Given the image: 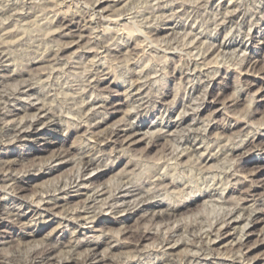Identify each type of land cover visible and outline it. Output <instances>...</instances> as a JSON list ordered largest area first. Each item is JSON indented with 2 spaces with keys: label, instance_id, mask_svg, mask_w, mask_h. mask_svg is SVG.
Returning a JSON list of instances; mask_svg holds the SVG:
<instances>
[{
  "label": "bare ground",
  "instance_id": "6f19581e",
  "mask_svg": "<svg viewBox=\"0 0 264 264\" xmlns=\"http://www.w3.org/2000/svg\"><path fill=\"white\" fill-rule=\"evenodd\" d=\"M47 1L48 0H46V2ZM54 1L55 0H53V2ZM104 1L107 4L105 3L106 6L102 8L103 11H108L110 7L121 2V0ZM123 1L124 0H122V2ZM33 2L36 3L35 1ZM33 2L31 0L28 1V8L33 6ZM171 2L172 0L168 2L169 5ZM37 3H39V1ZM187 3L189 4V1ZM202 3L203 2H201V5ZM47 4L45 7L48 6ZM178 4V12L183 13V11L187 9V5L184 3ZM41 6L38 5L37 8L39 9L40 7L41 10ZM58 6H61V4L58 3ZM216 6V9L218 8L217 11H219L216 15L220 17L215 18L213 22L214 25L212 24L214 28L212 26L213 29L211 30H214L215 35H213L215 43L212 42L214 46H211L213 47L211 51H215L217 54H226L229 50H239L244 54L241 67H247L250 72L260 67L259 70H261V74H264V62L262 63L261 61L262 65L260 63L259 66L257 64L260 59H255L256 57L253 58L250 55V49L256 46H254V42L259 29H255V25L258 24V21H264V14H262V12H264V3L262 4L261 1H259L254 12L248 15L240 11L238 8V0L237 2L219 0ZM37 8L35 7V9ZM47 8H49V6ZM40 10H38V12H41ZM174 10H176L175 7ZM28 11H30V9H28ZM65 11H56L54 13L56 23H58L54 34L58 35L61 41H58L54 47H47L43 51L40 50V52L30 54V59L25 64L17 63L11 55L12 52L10 53L9 51L10 48L8 47L9 49H6L8 43H10V46L13 43L6 39H13L19 35L17 29L21 23L18 25V28L15 29L16 25L14 23L16 21L10 23L14 17L12 18L9 15L8 18H12L10 22H5V24H1L0 26V35L4 40L1 42L3 44H0V229H6V231H0V246L8 250V252L2 253L4 249L0 247L2 248L0 249V264H132L133 261L141 263L142 256L143 254L145 255V253L136 248L141 241L148 239H154L152 246L147 247L146 250L147 252L158 254L155 264H237L239 260H243L244 255L242 248L245 246V241L248 236L252 234L251 229L256 224L258 225V222H264V208H260L258 207L259 205L256 204V202H258L256 197L258 196L259 187L254 184L255 177H258V175L264 172V167H262L264 160L261 158L255 159L252 163V170L245 173L243 171L245 166L242 165V158L245 155H250L252 152L251 149L257 147V143L254 141V135L250 136V133L245 131L239 136H244L243 139L239 142H233L232 146H228L222 144L224 140L221 138H210V133H207V126L209 124L200 122L199 110L200 107L205 104V99L208 95L206 92L208 88L207 84L209 83L208 81L206 83L203 82V79L211 76L212 80V77L216 74L213 73V75H210L212 72H208L210 63L205 62L206 57L203 55L204 53L201 55L204 56L201 57V64L198 63V59H194L193 61L187 62L185 67L179 66L180 68H177L179 69L178 73L181 75V78L182 76L184 79L187 78L188 84H191L188 90L189 94L193 95L200 91L203 92L202 103L192 106L189 101L177 100L176 96H174L168 108H164L163 111H158L159 117H157L156 123H152L149 130L144 131L146 124L144 123V117H142L140 113L145 110L149 104L144 96L145 89H147L144 88V86L147 82L143 83V81H141L142 78H146L145 75L141 77V74L137 72H131L130 76L128 75L129 84L127 87H124V95L121 94V96H125L123 99L120 98L118 90H107L116 93V97L112 100H109V97L106 96L100 97L99 95H95L96 90L105 81L102 77L108 74L105 72L108 68H104L99 63L97 56L100 55L98 52L101 51L97 50L98 52H95V50L83 48L86 44H82L83 46L80 45L85 39H88V42L90 39H95L96 42L98 41V43H101V39L98 37L99 34L93 37L90 36V34L94 33L90 29L95 22L94 15L91 14L86 17L84 14H77L79 11L74 12L75 14L71 12L65 13ZM12 12H15V10L13 9L12 11L11 9L9 14H12ZM20 12L23 11H19L18 13L20 14ZM51 12L53 13V10ZM32 13L34 12L32 11ZM38 14L39 13L36 15L39 16ZM191 14L192 11L190 13L188 11L183 15L186 16V19L192 20L193 17ZM258 14H261V16L259 15L258 17ZM24 15L18 16L14 14L16 20L18 17H23L21 20L25 19L26 17H24ZM115 15L117 16V13ZM162 17L165 16L161 15V18ZM176 17H178V14ZM158 19L161 20L160 18ZM165 19L166 17L164 20ZM158 21L156 23H160ZM177 21L179 20H173L172 18L168 19L165 23L163 22L164 29L161 28L160 25V27L152 30L150 28L155 23L154 22L150 25L149 29L151 32L149 30V33L159 36L168 31L171 32V30L174 31L178 26ZM150 22L148 23L150 24ZM26 23L28 24V21ZM191 24H194V18ZM22 25H25V23H22ZM21 26L20 30L24 27L26 28V26H23L21 29ZM165 26L167 28H165ZM152 28H155V26H152ZM22 31L20 32L22 33ZM87 31H90L89 35L86 34ZM221 32L226 33L223 39L218 42L216 35H220ZM116 34H118V32H116ZM194 34H196V31ZM127 35V44L125 45L126 53L122 54L136 56V54L138 55V44L135 43V45H133L132 42L130 44V37L132 34ZM21 37L24 38V34H21V36L17 38V41L18 39L19 41H23V39H20ZM117 38H119V36ZM131 40L133 41V37ZM19 41L17 42L18 44L21 43H19ZM4 42L7 44L5 45ZM50 42L52 41L50 40ZM197 42H199V40H197ZM245 42L250 43V46L246 47L244 44ZM103 44L105 46L106 43H102V45ZM13 46L14 45H12V47ZM72 46L83 48L80 51L82 52V56H85V59L88 57L91 58L88 59V63L86 62L87 64L84 65L77 63L75 60L71 62L66 59L65 63L68 66L74 64L76 68H82L86 65L92 70L88 69L90 71V76L86 80L87 84L85 87L90 94L86 92L87 97L85 99H83L84 97L82 99L80 98L81 100L79 102L84 115L76 119L69 118L70 116L64 117L63 113L57 112L55 108L44 103V100L43 102H41V100L37 103V101H39L38 97H36L35 100L30 99V97L37 94L34 80L36 78L40 80L44 77H46V80L50 79L49 77H51L50 75H52L56 66L62 63L64 64V59L62 58V55H64L63 53ZM92 47L93 46H91V48ZM108 54H110V52ZM78 55L80 56L79 53ZM108 56V59H112L115 55L113 57H111V54ZM133 57L132 60L134 59ZM112 60H114V58ZM117 60L120 59L118 58ZM215 63L219 64L218 59L215 60ZM33 65H44V67L41 71L32 73L30 67ZM225 71L227 72V70ZM261 80H264V78ZM112 84L117 88L118 84L115 81H113ZM248 86H255V81L253 80L245 83L244 88L238 91L233 100L237 102L240 98L239 95L245 91V89H248ZM165 97L166 95L164 94V96L157 101L158 106H166V103L163 102ZM56 98L58 97H55V99ZM250 101V104H252L253 100ZM131 103H136V106L132 110L126 109L123 112L122 119L118 123L103 128L102 130L100 129V127L107 122L109 116L116 113V111L124 106L129 107ZM216 103L217 98L211 99L208 104L213 106ZM179 107L182 110L177 111V115L174 116L175 120L173 119L172 121L171 115L175 113ZM158 120L161 121L159 122ZM64 125L68 131L74 133L83 129L84 135L82 136V141H86L87 143H80L77 146H72L70 149H62L61 151L51 154L45 160H33L31 163L27 165L22 164L23 166L21 168H17L19 164L21 166V160L25 159V155L40 152V150H35L33 146L37 139L41 136L44 137L47 132H57L58 129ZM141 134L148 139L146 142L148 147H153L156 144V140L164 137H170V140L174 141L177 147L174 149H170L169 146L164 147L159 158L151 162L152 166L150 165L148 172L140 171V162L137 161L138 159L132 157L129 160V164L136 168V172L125 173L113 181L97 185L94 183V177H88L101 167H105V170H111L113 168L114 163L111 161L106 164L104 162L106 158H103V156L106 155V148L109 145L118 144L117 146L119 149L112 148V151H110L111 154H108L107 157H111L113 153L114 156L122 153L121 156L115 157V159H120V157L122 158L125 156L131 146L141 141L140 138H137L139 135L141 136ZM203 141H206L205 145H202ZM212 141H214V145H210ZM55 142L56 138H52L46 141V144L49 146ZM21 143L24 144L22 145V150L15 151L10 148ZM218 144L222 145L219 146ZM215 148H217L216 151H214ZM263 149L264 143L261 150ZM198 153L199 156L197 155ZM196 155L198 157H194ZM221 155H225V157L228 158L227 160L232 162L231 165H233L232 170L227 174L225 180H223V178L218 179L219 175H217V169L219 168L217 165H208L212 161H218ZM75 160H78L77 171L66 178L67 180L55 179L50 182H48L49 180L44 181L43 184L41 183V185L33 191L31 196L26 197L24 195L25 191L29 188L28 185L34 180H38L46 174H52L60 167L68 163H73ZM183 167L195 169L206 176L207 174H211L210 177L212 179L210 180H212V183L209 185L206 184L200 188L204 183L202 182L200 187L197 188V192H194L190 187L179 186L175 181V173L177 169ZM239 173L244 175L242 176ZM133 174L135 175L133 176ZM177 187L179 189L176 191ZM233 189L241 194V197L236 199L233 203L231 202V204L230 201L226 199V196L224 197V193L225 191L229 192ZM263 198L261 197L259 202L263 200L264 203ZM7 200L12 201L14 204L12 208L6 206ZM198 200H203V204L206 205L204 211L207 209L208 203H210V206L214 208L217 207L221 210L220 214L211 219L208 223L207 229H204L203 224H201L203 220L198 221L201 218L204 220L206 219L204 211L199 215L193 214L190 217H179L183 209L189 210L190 206L195 204ZM213 203L214 205H212ZM262 206L264 207V205ZM22 207L23 209L35 207L39 211H42L37 213L39 220L36 221L35 225H46L47 222L59 218L66 223L67 227L73 230L71 233L75 232L77 229L78 232H80V230H87V232L81 233L83 234L82 238L78 235L73 237L72 234H70L68 239L64 242L54 243L48 238L46 243L36 245L35 238L38 232L30 231V227L32 226L29 225L31 223H25V212L20 211ZM104 216H107L111 224L119 226L120 231H118V233L116 232L117 234L114 235L111 231L104 232L102 229L103 231H100L101 233L99 232L100 235L93 234L88 236L89 233H94V230L93 228L86 227V225L94 223L95 220ZM138 218L146 222L143 227H137L134 230L128 229L126 226L124 227L128 220H135ZM60 224L61 223H59V227ZM261 232L262 238L254 245V250L259 248L260 245L264 246V226ZM100 236H102L101 240H98ZM13 237H18L16 238V246H13V244L10 245L11 243L8 242H3ZM103 247H106L109 254L112 251L118 250L134 249L136 251H132L134 256L132 255L131 260H128L126 256L124 259H118L114 257V254H102L101 252H106V250L102 251ZM180 247H183L184 251L181 254H177V252H179L177 250H179ZM63 251L66 256H59L58 253ZM247 261L249 262V260Z\"/></svg>",
  "mask_w": 264,
  "mask_h": 264
},
{
  "label": "rangeland",
  "instance_id": "374dc122",
  "mask_svg": "<svg viewBox=\"0 0 264 264\" xmlns=\"http://www.w3.org/2000/svg\"><path fill=\"white\" fill-rule=\"evenodd\" d=\"M28 1L30 0H1L0 1V5L2 4L0 6L1 7L0 10H2L0 11L1 13L0 14V26L1 24H5V22L7 23L10 22V20L13 17L14 18L12 19L10 23L16 21L14 23L16 25L15 29H17L18 25L21 23L19 25V28L17 29L18 31L16 30L19 35H17V37L15 38L17 41V38H19L21 34H24V38L23 37L20 38V39H23V41L22 40L19 41L18 39L19 43L21 42L20 44H18L17 43L18 41L16 42L15 38L6 39V40H9V42L10 41L13 42L11 46L9 45L10 43H8L7 41L6 42L8 44L4 42L5 45L7 44L6 49L8 50L10 48L9 51L10 53L12 52L11 55L13 56L15 61H17V63L25 64L26 62L29 61L30 54L35 53V52H40V50L43 51L47 47L48 48L49 47L51 48L52 46L54 47L58 41H61L59 36L54 34L55 28H57V24H58L56 23V20H55L56 17L54 16V13L56 11L63 12L66 10L65 13L71 12L72 14L74 12L79 11V13L77 12V14H84V16L86 17L93 14L95 22L92 24L93 26L91 25L92 28L90 29L95 34L92 33L90 34V36L93 37L99 34L98 37L101 39V43H98V41L96 42L95 39H90L89 40L90 43H89L88 39H85L80 45L83 46L86 44L85 47L83 48L92 49L93 51L95 50V52L101 51V52H98L100 55L97 56V58L99 59V63L104 68H108L107 70H105V72H107L108 74L104 75L103 77L101 76L103 79H105V81L103 84L100 85V87L98 88L99 90L98 89L96 90L95 95H99L100 97L106 96V97H109V100H112L114 99V97H116V93L110 92L107 90H118V94H120V98L123 99L125 96H121V94L124 95L123 94L124 87H127V85L129 84V76L131 72L140 73L141 77H144L145 75L147 79L142 78L141 81H143V83L147 82L148 84L144 86V88H147L145 89L144 96H145V100L147 99L146 101H148L149 104L146 107V109L140 113V115L144 117V123L146 124L147 129L145 128L144 129L145 131V130H149L152 123H156L157 117H159L158 111H163L164 108L165 109L168 108L170 106L169 103L172 101L174 96H176L177 100L181 99V100L189 101V103L192 106L202 103V99H203L202 93L203 92L200 91L198 93H194L193 95L189 94L188 90L191 84H188L187 78L184 79L183 76L181 78V75L178 73L179 69L177 68H180L179 66L185 67L187 62L193 61L194 59L195 60L198 59L197 60L198 63L201 64L202 62L201 57L205 56L206 57L205 62L210 63L208 72L209 73L212 72L210 75H213V73H216V74L212 77V80H211V76L209 78L205 77L203 79V82L206 83L208 81L209 83L207 84L208 88L206 92L208 95L206 96L205 104H203L199 110L200 111L199 112L200 122L204 124H209L207 126V133L208 132L210 133L209 134L210 138L212 139L221 138L222 140H224L223 143L222 142L221 143L226 144L228 146H232L233 142H239L241 139H243L244 136H241V137L239 136L241 133H244L245 131H248L250 133V136L254 135V141L255 143H257L256 144L257 147L251 149L252 152L250 155H245L242 158V165L245 166L243 171L245 173L252 170V166H253L252 163L255 159L261 158L262 160H264V149L261 150L262 145L264 143V140H263L264 139V97H263L264 96V80H261V79L264 78V74H261V70H259L260 67L253 69L251 72L247 67H244V68L243 66L241 67V64L244 59V54L240 52L239 50H229L228 53L226 52V54L225 53L217 54V52L211 51L213 48L211 46H214L213 43H215L214 30H211V29L214 28L213 22L215 21V18L220 17L216 15L219 13V11H217L218 8L216 9L217 7L216 5L217 3H219V0H216V1L215 0H208V1L207 0H191L192 2H195V3H192L190 0H184V1L182 0L173 1L172 0L170 5L168 2H170L171 0H124L123 2L121 0V2H119L115 6L110 7L109 8L110 10L108 11H103L102 9L107 4L104 0H100V1L98 0H55L54 2L53 0L52 2L51 0H48L47 2L46 0H31L32 2L35 1L36 3L39 1L37 5L36 3L33 2V6L37 8L38 5L39 6L42 5L43 7L41 6L42 8L41 10H40V7L39 9L38 8L35 9V7H33L32 5H31L32 7L28 8L27 6ZM188 1H189V4L187 3ZM229 1L237 2V0H227V2ZM259 1H261L262 4L264 3V0H244V1L238 0V5H239L238 8L240 9L242 13H246L248 15L254 12L256 6L259 4ZM201 2H203L202 5H201ZM58 3H60L61 6H58ZM178 3H181V4L184 3L187 5V9H185L183 13L178 12L179 10L177 9V6L179 5ZM46 4L49 6V8H47L48 6L45 7ZM49 4L51 5V7ZM173 6L175 7L176 10H174ZM11 9L12 11L14 9L16 13L12 12V14L11 13L9 14V12H11ZM28 9H30V11H28ZM44 9L45 10L48 9V10L45 11ZM51 9L53 10V13L51 12L52 11ZM31 10L34 13H32ZM38 10H40L42 13L38 12ZM42 10L45 12H43ZM172 10H173V13H172ZM17 11L18 12L23 11V12H20L19 14ZM188 11L189 13L192 11L191 15L194 18V24H191L193 23V18L192 20L186 19L185 18L186 14L183 15L184 13H187ZM37 13H39L38 15L42 17L37 16L36 15ZM116 13H117V16L115 15ZM14 14L18 16H21V15L23 16L25 14L24 17L26 18L21 20L23 17L22 18L18 17V19L16 20L15 19L16 17L14 16ZM177 14H178V17H176ZM262 14H264V12H262ZM9 15L10 17H12L11 19L8 18ZM161 15L165 16L166 19L164 20L165 17L161 18ZM259 15L261 16V14H258V17ZM173 17L174 18L176 17V18L174 19ZM158 18H160L161 20H159ZM171 18L173 20H177V19L179 20L177 21L178 29L176 28L174 29V31L171 30V32L168 31L167 33H165L166 35L163 33L159 36H155V35H152V33H149L150 29L152 30L156 29L157 27H160V25H161V28L164 29L165 21ZM27 21H28V24L26 23ZM157 21L160 23H156ZM148 22H150V24ZM22 23H25V25H22ZM152 23L154 24L152 25ZM150 25L155 26V28H152V26L150 28ZM20 26H21V29L23 28V26H26V28L24 27L22 31L20 30ZM146 26L148 29L146 28ZM199 26H200V29H199ZM165 28L167 27L165 26ZM255 29H258V33L256 34V38L254 42V46L255 45L256 46L250 49V55L253 58L256 57L255 59H258V60L260 59L259 63L257 64L260 66L261 61L262 63L264 62V21H260V22L258 21V24L255 25ZM20 31H22V33ZM195 31H196V34H194ZM89 32L87 31L86 34L89 35ZM116 32H118V34H116ZM225 33L226 32H221L220 35L218 34L216 35L218 42L221 39H223ZM127 34H132L130 37L131 39L133 37V41L130 39V44L131 42L133 45H135V43L138 44V55L136 54L137 57L135 55H133L134 56L133 57L132 55L122 54V53H126L125 45L127 44V36H128ZM118 36L119 38H117ZM0 37H1L0 44H3L1 43L3 40V37L1 35ZM50 40L52 42H50ZM197 40H199V42H197ZM15 42H16V45H15ZM85 42H88V43H85ZM102 43H106L105 46L104 44L102 45ZM244 44L246 45V47L250 46V43L248 42H245ZM12 45L14 46L12 47ZM90 45L93 47L91 48ZM83 48L79 46H72L65 53H63L64 55H62V58L64 59V64L62 63L56 66L54 70V72L56 73L53 72L52 75H50L51 77H49L50 79L46 80V77H44L43 79L39 80L38 78H36L34 82L36 83L35 87L37 88L38 95L36 94L35 96L30 97V99L35 100V98L38 97L39 101H37V103H39L41 100H42L41 102H43L44 100V103L49 104L50 106L55 108L57 112L63 113L64 117L70 116L69 118H74V119L78 117H83L84 112L81 109L80 107L81 104L79 102L83 97H84L83 99L87 97V94H86L87 89L85 87L87 84L86 80L90 76L89 70L91 69L89 66H86V65L85 67H82V68H76L74 67L75 65L71 63V62H74V60L77 63L83 64V65L88 63V59H90L91 57H88L85 59V56H82V52L80 51ZM109 52L111 54V57H113L114 55L116 56V57L115 56L113 57L114 60H112L113 58L108 59L109 57L108 55H110L108 54ZM78 53L80 54V56L78 55ZM101 54L103 55V57ZM202 54L204 56H201ZM128 56H131V57H128ZM117 57L120 60H117L118 59ZM132 57L134 58L133 60H132ZM65 59L68 61H71L70 63L73 66L70 63L69 64L71 66H68L65 63ZM216 59H218L219 64L215 63ZM43 67L44 65H33L32 67H30V69L32 73H37L41 71ZM225 70H227V72ZM253 80L255 81V86H252V87L248 86V89H245V91H243L239 95L240 98L238 99V101L237 102L234 101L233 99L235 95L238 93V91L241 88H244L245 83H248ZM113 81H115L118 84L117 88L113 86L112 84ZM87 93L90 94L89 92ZM164 94L166 95V97L163 102L166 103V106L164 107L158 106L157 101L160 100V98H162ZM55 97H58V98L55 99ZM216 98H217V103L213 106H210L208 103L211 101V99L213 100ZM250 100H253L252 104H250L251 102ZM150 105H154L155 107L150 106ZM135 106H136V103H131L129 107L127 106L122 107L121 109L116 111V113L109 116V119L107 120V122L103 124L102 127H100V129L102 130L103 128H107L109 126H112L118 123L122 119L123 112L126 109L132 110L134 109ZM181 110L182 109L179 107V109H177L176 112L171 115L172 121L173 119L175 120L174 116L177 115L176 114L177 111H181ZM108 111L110 112L111 110H108ZM158 121L160 122L161 120H158ZM83 135H84L83 129L74 133V132L68 131L65 125L62 126L60 129H58L57 132H50V133L47 132V134L44 136L45 138L41 136L39 139H37L34 142L33 146L35 150H40V152H37L36 153L37 155L36 154L25 155V159L21 160L22 161L21 166L19 164L17 168H21L24 164L27 165L31 163V161L33 160H36V161L38 160L40 161L42 159L45 160L51 154L61 151L62 149H70L72 146H75V145L77 146L80 143L81 144L87 143L86 141L84 142L82 141ZM52 138H56V142L48 146L46 144V141H49ZM137 138H140L141 141L135 144L134 146H131L128 152L125 154V156L122 158L120 157V159L119 158L115 159V157L121 156L122 153L117 154L116 156H114V153H113L111 157L110 156L107 157L108 154H111L110 151H112V148L119 149V147L117 146L118 144L109 145L106 148V155H104L103 158H106L104 161L106 164L112 161L114 163L113 168L111 170H105V167H101L98 170L94 171L88 177L90 178L94 177L93 178L94 183L97 185V184H105V183H108L109 181H113L114 179L118 178L122 174L136 172L135 171L136 168L129 164V160L132 157L135 159H138L137 161L140 162V165H141L139 166L140 171L142 170V172H148L150 165L152 166L151 162L156 161L159 158L161 151L164 147L169 146L170 149L171 148L174 149L177 147V144L174 141L170 140V137L169 138L164 137V138H160L156 140L155 142L156 144L153 147L147 146L146 142L148 139L144 135L141 134V136L139 135ZM57 141H60V142H57ZM205 144H206V141H203L202 145H205ZM214 144H215L214 141L210 142V145H214ZM222 144H218V145L220 146ZM22 145L24 144L23 143L17 144L10 148L12 150L19 151L23 149ZM216 150L217 148L214 149V151ZM197 155L199 156V153ZM197 155L194 157H198ZM227 159L228 158L225 157V155H221L218 161H212L208 164V165L210 164L217 165V167L219 168L217 169L218 170L217 175H219L218 179L223 178V180H225L227 174L233 168L232 167L233 165H231L232 162H230ZM262 164H263L262 167H264V161ZM77 167H78V160H75L73 163H68L60 167L56 172L52 174H48V175L46 174L42 178L38 180H34L32 183H30V185H28L30 189L28 188L29 190L27 189L24 195L26 197L31 196L33 191L36 190L41 185V183L43 184L44 181L49 180L48 182H50L55 179L64 180L68 178L69 176H71V174L77 171L76 170ZM183 168L177 169L175 173V181L179 186L182 185L183 187L185 186L190 187L194 190V192H197V188L200 187L202 182L204 183L201 185L200 188H202L206 184L209 185L212 183V180H210L212 179L210 177L211 174H207L206 176L205 174L203 173L201 174L199 171L195 169L187 168V167L184 169ZM239 174L242 176L244 175L242 173H239ZM134 175L135 174H133V176ZM254 184H256L259 187L258 196L256 197V200L258 202H256V204L259 205L258 207L264 208L262 206L264 205L263 200H261L262 202L261 201L259 202V199L261 197L262 198L264 197L263 196L264 195V192H263L264 191V172L258 175V177H255ZM178 189L179 188L177 187L176 191ZM225 196H226V199L230 201V203L231 202L233 203L236 199L241 197V194L237 193L236 190L233 189V190H230L229 192L225 191L224 197ZM203 203H204L203 200H198L195 204H192L190 206L189 210L183 209L179 217L180 218L190 217L193 214L199 215L201 212L203 213L206 207V205H204ZM212 205H214V203ZM6 206L9 208H12L14 204L12 203V201L7 200ZM207 206H208L207 209L204 211V216L206 217V219L204 220L201 218L200 220H198V221L203 220L201 221V224H203L204 229H207V225L211 221V219L218 216V214H220V211H221L217 207L214 208L210 206V203H208ZM217 209L219 212L217 211ZM20 211L25 212V218H24L25 223L26 224L31 223L29 224L32 226L30 227L31 228L30 231L38 232V235L35 238L36 245L37 244L39 245L40 243H43V244L46 243L48 238H50L49 240H51L54 243L64 242L68 239V236L70 234H72L73 237L75 235H78L82 238L83 234L81 233L87 232V230H80V232H78V229H77L75 232L71 233L73 230H71L70 227H67L66 223H64V221H62L59 218H56V219H53L47 222L46 225H41V224L35 225L36 221L39 220L37 213H40L42 211H39L35 207H31L30 209H27V208L23 209L22 207ZM136 217H139V216H136ZM59 223H61L60 227H59ZM145 223L146 222L143 221V219L138 218L135 220H128L125 223L124 227L126 226L128 227V229L134 230L137 227L138 228L143 227ZM263 226H264V222H258V225L256 224L251 229L252 234L248 236L246 240L247 242L245 241V246L242 248L244 259L239 260L237 264H264L263 262L264 261V246L260 245L259 248L255 250L253 248L254 245H256V243L262 238L261 229ZM86 227L93 228L94 230V233H89L88 236H91L93 234L100 235L101 233L100 231H103V230L104 232L111 231L112 233H114V235H116L118 231H120L119 226L111 224L108 221L107 216L100 217L99 219L95 220L94 223L86 225ZM0 231H6V229L1 228ZM101 237L102 236H100L98 240H101ZM16 238L18 237H13L12 239L8 238L4 240L3 242L4 243L8 242V243H11L10 245L13 244V246H16L17 245ZM90 239H93V238H90ZM153 243H154V239H148V240L141 241L138 244L139 246H137L136 249L143 251L145 255L143 254L141 263L137 261H133L132 264H155L158 254L153 253V252H147L146 250L147 247L152 246ZM0 247L4 249L2 250L3 251L2 253L8 252V250H6V248H4L3 246H0ZM105 250H106V247H103L102 251H105ZM132 251L134 252L136 250L134 249L133 250H130V249L129 250H118L114 252L112 251L110 254H109V251L107 252L106 250V252H101V253L106 254V255L114 254V257L118 259H124V257L126 256L128 260H131L132 255L134 256ZM177 251H176L177 254H181L183 253L184 249L183 247H180L179 250ZM58 255L61 257L66 256L64 251L61 253L59 252ZM247 260H249V262Z\"/></svg>",
  "mask_w": 264,
  "mask_h": 264
}]
</instances>
